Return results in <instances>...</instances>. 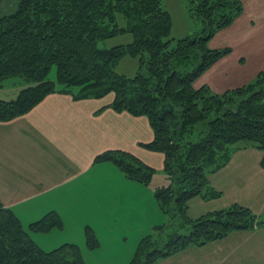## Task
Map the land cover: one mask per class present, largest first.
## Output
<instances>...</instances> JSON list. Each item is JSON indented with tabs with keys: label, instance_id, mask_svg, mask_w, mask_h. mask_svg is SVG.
<instances>
[{
	"label": "trees",
	"instance_id": "obj_1",
	"mask_svg": "<svg viewBox=\"0 0 264 264\" xmlns=\"http://www.w3.org/2000/svg\"><path fill=\"white\" fill-rule=\"evenodd\" d=\"M186 1L189 17L201 30L178 40L170 37L171 17L162 0H20L13 13L0 18V87L11 77L25 84L14 100H0V122L27 114L51 94L74 101L113 94L111 104L101 110L148 121L152 140L140 146L163 156L167 185L154 196L169 222L158 228L157 240H141L129 264H155L233 232L264 227V218L237 204L196 219L187 215L190 200L220 198L209 177L234 152H262L264 168V71L251 83L221 94L206 85L195 88L198 78L231 53L208 43L232 25L243 7L240 0ZM125 34L132 37L129 44L99 47ZM126 57L138 60L132 78L114 70ZM53 68L55 81L49 79ZM94 163H109L142 185L152 176L149 166L119 150L102 153ZM61 227L51 212L26 231L13 211L0 204V264H85L78 246L63 244L46 252L29 236ZM85 234L93 250L94 234L89 228Z\"/></svg>",
	"mask_w": 264,
	"mask_h": 264
},
{
	"label": "crops",
	"instance_id": "obj_2",
	"mask_svg": "<svg viewBox=\"0 0 264 264\" xmlns=\"http://www.w3.org/2000/svg\"><path fill=\"white\" fill-rule=\"evenodd\" d=\"M240 1L242 14L228 29L218 33H234L239 26L241 31L252 32L251 29L255 28L264 31V0ZM16 7L17 4L0 18L13 13ZM215 36L208 43L209 48ZM221 43L219 46L224 47L227 42ZM231 56L232 49L229 55L198 78L194 87L206 85L213 93L221 94L245 85L241 84V76L247 72L246 59L241 57L235 63ZM256 63H264V56ZM227 66H232V71L226 70ZM260 69L259 72L264 70ZM113 97L109 94L98 100L74 101L68 95L51 94L27 114L9 122H0V204L13 211L24 230L51 212L59 217L62 227L44 233L49 237L51 234H64L66 238L72 236L73 239L84 235L86 228L94 235L101 228H113L115 216L108 219L104 213L86 222L77 212H60L55 207L59 203L68 204V190L87 180L97 166L94 163L97 156L114 150L132 152L134 145L149 141L146 137L141 139L143 129L149 125L146 118L116 113L110 108L101 110L111 104ZM135 149L139 150L136 146ZM262 156V152L253 148L234 152L227 165L209 177L211 187L221 193L220 198L190 200L188 217L196 219L237 204L264 218ZM124 182L130 191L136 189L141 192L147 187L128 179L120 183L122 187H125ZM40 235L29 233L31 240L45 250L40 243ZM48 244L52 249L63 244L79 248L78 242L68 239ZM155 264H264V227L233 232L220 241L201 248L190 247Z\"/></svg>",
	"mask_w": 264,
	"mask_h": 264
},
{
	"label": "rangeland",
	"instance_id": "obj_3",
	"mask_svg": "<svg viewBox=\"0 0 264 264\" xmlns=\"http://www.w3.org/2000/svg\"><path fill=\"white\" fill-rule=\"evenodd\" d=\"M19 1L4 0L0 4V16L14 9ZM162 5L171 17V38L178 40L200 32L201 24L189 17L186 0H162ZM118 22L120 26L124 25L121 16L118 17ZM239 27L234 33H218L209 46L212 49L230 47L232 49L231 58L235 63L241 57L246 59L247 72L241 76V84L246 85L248 81L251 83L254 80L255 74L259 72L261 65H264V63H256L258 58L264 56V31L255 28L254 30L251 29L252 32H246L241 31ZM131 41L132 37L125 34L103 41L99 43V47L109 49L114 46L129 44ZM220 42L222 45L227 43L223 47L219 46ZM254 58L255 62L253 61ZM225 69L230 72L232 66H227ZM114 70L118 75L132 78L138 72V60L126 57L117 64ZM49 79L55 81V68L51 70ZM24 86L25 84L19 77L6 79L0 87V100H14ZM144 137L149 141L151 140L152 131L149 125H147V129H143L141 139ZM135 146L139 149L138 151ZM127 153L152 169L150 182L141 192L136 189L130 191L126 188L125 182V187H122L120 183L122 184V181L127 180L125 175L111 164L100 163L97 164L87 180L68 190V204L59 203L55 205L60 212H77L80 216L82 215L81 217L86 222L91 221L92 218H98L100 214L104 213L108 215V219L115 216L111 230L101 228L94 235L97 247L93 250L88 248L86 234L79 237L74 236L72 239V236L66 238L64 234H51L49 237L41 233L39 240L45 248L44 251L54 250L48 244L54 240L68 239L78 242L85 264H129L142 239L149 237L151 241H155L160 237L158 228L167 225L169 222L168 216L161 211L154 196L156 191L154 189L157 186L160 188L167 185L163 172L162 156L147 152L140 146V143L134 145L132 152ZM44 238L47 240L43 241ZM43 243L45 244L43 245Z\"/></svg>",
	"mask_w": 264,
	"mask_h": 264
}]
</instances>
